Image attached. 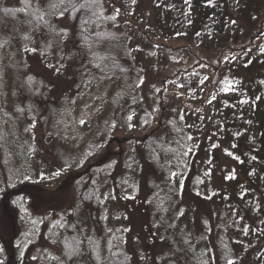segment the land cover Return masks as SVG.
Masks as SVG:
<instances>
[{
	"label": "trees",
	"instance_id": "obj_1",
	"mask_svg": "<svg viewBox=\"0 0 264 264\" xmlns=\"http://www.w3.org/2000/svg\"><path fill=\"white\" fill-rule=\"evenodd\" d=\"M120 26L119 12L109 0H18L13 5L0 0V212L10 237L16 236V220L29 219L23 198L43 189L34 176L28 142L18 136L24 124H38L46 135L67 141L74 124L68 100L107 83L100 98L108 111L95 118L93 132L75 146L56 142L53 148L66 176L58 190L49 191L47 206L59 212L70 188L73 200L56 218L36 222L60 249L57 256L42 253L44 264H141L128 249L133 226L109 221L104 200L109 192L128 207L129 222L144 228L147 264H240L242 254L217 215L204 213L195 228L179 231L181 184L196 198L204 191L193 169V143L164 105V81L146 91L145 100L139 54ZM35 56L45 61L38 73L31 70ZM62 64L68 68L70 89L60 88L57 77L47 72ZM14 84L19 109L8 101L7 86ZM112 123L119 125L120 136L111 133ZM139 163L138 180L124 189L125 168ZM148 165L159 176L146 175ZM155 228L165 245L160 260L148 245ZM29 231L22 236H37L33 243L41 244L42 230L34 225ZM16 253L14 247L8 264H16Z\"/></svg>",
	"mask_w": 264,
	"mask_h": 264
},
{
	"label": "rangeland",
	"instance_id": "obj_2",
	"mask_svg": "<svg viewBox=\"0 0 264 264\" xmlns=\"http://www.w3.org/2000/svg\"><path fill=\"white\" fill-rule=\"evenodd\" d=\"M17 2L5 0L8 5ZM111 3L119 12V30L128 33L130 45L139 54L142 95L147 101L146 91L164 81V105L193 143V169L204 191L196 198L181 184L179 231L195 228V221L204 213L217 215L242 254L240 264H264V0H109ZM31 61L33 72L43 71L42 57H31ZM64 64L47 72L50 78L57 77L60 88L70 89ZM7 87L8 101L19 109L18 86ZM104 89L107 83L90 86L68 100L74 124L67 141L46 135L38 124L34 128L24 124V133L18 134L22 142H28L34 176L43 189L23 198L29 221L16 220L14 238L0 212V264L9 263L14 247L16 264H44V252L59 255L52 236L45 237L44 226L36 225L46 217L56 218L73 200L70 188L59 212L47 206L49 191L58 190L66 176L53 148L56 142L75 146L93 132L95 118H104L108 111L100 98ZM67 121L70 124L69 118ZM110 131L115 136L122 133L117 123L111 124ZM139 166L125 168L124 189L138 180ZM147 167L146 175L159 176L153 167ZM104 200L112 224L133 226L128 249L137 253L141 264H147L144 228L129 222L128 207L114 192L105 193ZM34 225L42 230L39 245L33 243L37 236L25 239L21 234ZM159 232L155 228L156 242L148 243L155 247L156 260L165 251L157 238Z\"/></svg>",
	"mask_w": 264,
	"mask_h": 264
},
{
	"label": "snow or ice",
	"instance_id": "obj_3",
	"mask_svg": "<svg viewBox=\"0 0 264 264\" xmlns=\"http://www.w3.org/2000/svg\"><path fill=\"white\" fill-rule=\"evenodd\" d=\"M59 2H60L61 4H63V3L65 2V0H59ZM68 2L71 3V0H68ZM50 6H52V5H50ZM5 12L7 13L8 10H5ZM61 15H63V12H61ZM229 264H231V262H229Z\"/></svg>",
	"mask_w": 264,
	"mask_h": 264
}]
</instances>
